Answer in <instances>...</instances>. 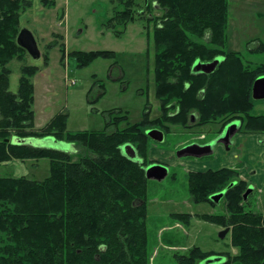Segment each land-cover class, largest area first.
Masks as SVG:
<instances>
[{"label": "trees", "instance_id": "obj_1", "mask_svg": "<svg viewBox=\"0 0 264 264\" xmlns=\"http://www.w3.org/2000/svg\"><path fill=\"white\" fill-rule=\"evenodd\" d=\"M119 1L122 8L105 23L118 37L137 15H145L137 8L140 0ZM153 1L160 14L150 16L149 0L144 7L147 21L153 23L155 96L161 115L150 118L148 104L140 121L121 128L128 112L113 109L106 113L103 128L71 131L65 111L36 126L34 77L49 65L50 50L57 45L61 62L70 56L79 68L99 58H116L117 53L109 49L67 51L56 39L45 45L39 60H33L17 43L24 27L23 13L33 0H0V164L50 160L49 175L43 180L0 176V264H150L149 179L144 167L154 162L148 159V150L157 140L147 131L166 135L170 125L192 129L222 123L220 133L239 119L238 133H264V114L253 113L258 100L252 96L255 80L264 75V63L245 61L240 51L227 48L229 0ZM41 2L45 6L57 3ZM253 51L264 52V42L260 40ZM217 57L222 60L212 72L192 71L195 61ZM14 61L21 63L16 91L10 88ZM96 86L101 92L90 103L105 94V84L95 80L87 96ZM45 137L73 143L90 155L75 159L69 151L29 142ZM126 143L136 148L142 162L122 153ZM187 178L196 203H214L211 196L224 192L226 213L172 212L171 218L185 226L197 217L229 228L230 245L238 251H205L195 245L186 253L175 251L176 264H201L211 256L224 257L217 264H264V212L251 207L254 188L245 195L251 182L242 179L235 167L190 170Z\"/></svg>", "mask_w": 264, "mask_h": 264}, {"label": "rangeland", "instance_id": "obj_2", "mask_svg": "<svg viewBox=\"0 0 264 264\" xmlns=\"http://www.w3.org/2000/svg\"><path fill=\"white\" fill-rule=\"evenodd\" d=\"M149 1L152 4L147 11L150 16L160 14L156 2ZM56 2L55 6H45L41 0H33L32 6L23 13L22 24L35 32L41 53L45 51V45L57 39L60 44L64 43L67 51L109 49L114 50L117 56L112 59L99 58L87 67L79 68L76 60L70 56L66 57L64 63L61 62L59 45L51 49L49 65L34 77L37 99L34 104L35 120L37 116L40 121L48 117L50 120L56 112L65 111L68 113V130L101 129L107 119L106 113L121 109L129 116L128 121L120 124L124 128L129 123L140 121L148 104L150 118L160 116V101L155 96L153 23L147 21L144 7L147 0H140L137 7L143 9L145 15H137V20L129 23L119 37L105 25L115 10L122 8L119 0ZM229 12L227 48L240 51L245 61L264 63V52L253 51L260 40L264 42V0H229ZM57 34L62 35V39L57 38ZM27 60L32 61L29 57ZM20 64L19 61L12 63L14 70L10 88L13 91L18 87ZM95 80L105 84V94L97 102L90 103L89 100L101 92V88L96 86L87 96ZM253 113L264 114V99L256 102ZM221 126L222 123H210L186 129L180 125H170V133L164 134L161 141H152L148 159L163 164L167 172L163 178L149 179L148 182L150 264H176L174 252L186 253L195 245L205 251H230V233L225 238L219 235L224 227L197 217L192 219L190 226H185L176 223L170 216L172 212L226 213L224 194L215 203L194 202L188 190L187 175L190 170L198 169L194 166L218 169L222 161L227 163L234 153L231 154L225 144L216 143L209 155L177 156V151L189 143L215 139L220 134ZM45 138H49L48 141L35 146L69 151L75 159L90 155L89 152L78 151L73 143L53 137ZM241 157L240 152L233 160ZM22 162L0 164V176L26 175L31 179L43 180L49 175L48 158ZM251 199L253 209L264 211V192H257L254 188Z\"/></svg>", "mask_w": 264, "mask_h": 264}, {"label": "water", "instance_id": "obj_3", "mask_svg": "<svg viewBox=\"0 0 264 264\" xmlns=\"http://www.w3.org/2000/svg\"><path fill=\"white\" fill-rule=\"evenodd\" d=\"M17 43H18V45H20L21 47H23L24 49L27 50V52L30 54V56L33 58V60L37 61L41 58L42 53H41V50L39 48L38 41L35 37V34L28 27L24 26L20 30V32L17 36ZM221 60H222L221 57H217L216 59H214L211 62H202L201 60H197V61H195L194 65H193V71L195 73H197V72H207V73L212 72ZM252 96L256 100L264 99V75L259 76L255 80L254 85H253V89H252ZM193 118H194V116H193ZM240 127H241V120H239V119L233 120V121L229 122L223 128V130L220 132V134H218V136L215 139H213L209 142H206L204 144H201L198 142L189 143L177 151V156L178 157H182V156L202 157L205 155H209L212 153L213 148L216 145V143H223V144H225V146L227 148H229V146L232 142L233 136L238 133ZM147 133L150 137H152L153 139H155L157 141H161L163 138V132L160 130H155V129L148 130ZM48 139L49 138L37 139V140H35V142H32L31 140H29V142L31 144L38 145L39 143L41 144V142H43V141L44 142L48 141ZM121 151L128 158H130L134 161H137V162H142V159L138 155L136 148L131 143H126V144L122 145ZM151 164H148L147 166L144 167L147 178L148 179H157V180L163 178L167 172V168L161 163H154V164L151 163ZM252 189H253V187L251 186L245 195L247 196V194L250 191H252ZM222 194H224V192L214 194L211 196V199L214 202L218 201L221 198ZM228 231H229V228H225L223 231H221L219 234L220 238H224L226 236V234L228 233ZM223 260H224V258H222L220 256H211V257H208L205 260H203L201 262V264H217V263L222 262Z\"/></svg>", "mask_w": 264, "mask_h": 264}, {"label": "crops", "instance_id": "obj_4", "mask_svg": "<svg viewBox=\"0 0 264 264\" xmlns=\"http://www.w3.org/2000/svg\"><path fill=\"white\" fill-rule=\"evenodd\" d=\"M36 89H35V103H36ZM44 104V101H43ZM49 118L39 119L37 116V120H35V123L38 127L43 126L47 121H49ZM264 133H237L233 136L232 142L230 144V149L228 148V151L234 153V156L232 158L230 157L227 163L225 161H222L221 167H238L240 170V177L246 181L251 182L252 185H254V188H256L257 192H264ZM32 142H35L37 139H31ZM230 152L228 154H230ZM241 152L242 157L241 159L233 160V157L235 155L239 154ZM260 153H263L260 156ZM23 163L20 160H12L7 163ZM195 168H198L196 170H206L210 169L212 167L205 166L203 168H199L198 166H194ZM218 168V167H217ZM195 170V169H194ZM251 185V186H252ZM253 187V186H252ZM259 202H261L259 200ZM259 204V203H258ZM264 212V211H262ZM230 252L233 254L237 253V248L232 247L230 249ZM222 257V256H220ZM224 258V257H222Z\"/></svg>", "mask_w": 264, "mask_h": 264}, {"label": "bare ground", "instance_id": "obj_5", "mask_svg": "<svg viewBox=\"0 0 264 264\" xmlns=\"http://www.w3.org/2000/svg\"><path fill=\"white\" fill-rule=\"evenodd\" d=\"M194 65V64H193ZM218 65V64H217ZM217 67V66H216ZM215 67V68H216ZM192 71H193V67H192ZM194 72V71H193ZM195 73V72H194ZM197 73H199V72H197ZM205 73H207V72H205ZM210 73V72H209ZM254 85V84H253ZM219 193H222V192H219ZM216 194H218V193H216ZM215 203V202H214Z\"/></svg>", "mask_w": 264, "mask_h": 264}, {"label": "flooded vegetation", "instance_id": "obj_6", "mask_svg": "<svg viewBox=\"0 0 264 264\" xmlns=\"http://www.w3.org/2000/svg\"><path fill=\"white\" fill-rule=\"evenodd\" d=\"M211 62V61H210ZM208 142V141H207ZM200 143H202V144H204V143H206V142H200ZM154 163V162H153Z\"/></svg>", "mask_w": 264, "mask_h": 264}]
</instances>
